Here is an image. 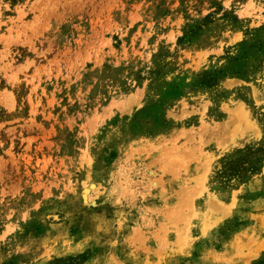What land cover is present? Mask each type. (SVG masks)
Returning <instances> with one entry per match:
<instances>
[{"label":"rangeland","instance_id":"rangeland-1","mask_svg":"<svg viewBox=\"0 0 264 264\" xmlns=\"http://www.w3.org/2000/svg\"><path fill=\"white\" fill-rule=\"evenodd\" d=\"M254 35L264 0H0V264H264Z\"/></svg>","mask_w":264,"mask_h":264},{"label":"trees","instance_id":"trees-1","mask_svg":"<svg viewBox=\"0 0 264 264\" xmlns=\"http://www.w3.org/2000/svg\"><path fill=\"white\" fill-rule=\"evenodd\" d=\"M257 37V35H254L250 41L243 42L239 47L240 65H243V69L240 71L241 76L246 75L249 71L250 67H247L246 63H248L251 59H256L257 56H264V41L257 40Z\"/></svg>","mask_w":264,"mask_h":264},{"label":"bare ground","instance_id":"bare-ground-1","mask_svg":"<svg viewBox=\"0 0 264 264\" xmlns=\"http://www.w3.org/2000/svg\"><path fill=\"white\" fill-rule=\"evenodd\" d=\"M88 192V191H87ZM85 193V192H84Z\"/></svg>","mask_w":264,"mask_h":264}]
</instances>
